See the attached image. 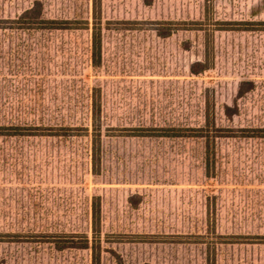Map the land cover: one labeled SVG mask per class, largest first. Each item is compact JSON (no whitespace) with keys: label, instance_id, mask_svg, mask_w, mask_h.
<instances>
[{"label":"rangeland","instance_id":"obj_1","mask_svg":"<svg viewBox=\"0 0 264 264\" xmlns=\"http://www.w3.org/2000/svg\"><path fill=\"white\" fill-rule=\"evenodd\" d=\"M0 127V264H264V0H0Z\"/></svg>","mask_w":264,"mask_h":264},{"label":"trees","instance_id":"obj_2","mask_svg":"<svg viewBox=\"0 0 264 264\" xmlns=\"http://www.w3.org/2000/svg\"><path fill=\"white\" fill-rule=\"evenodd\" d=\"M97 11V8H96ZM29 14V12L27 13ZM64 29H71L65 27ZM75 29V28H73ZM102 35L103 27L101 20L94 16L91 27V60L94 67H98L102 61ZM101 106L94 94L92 97V134H91V157L94 173L97 174L101 161V139L102 129L100 126ZM1 130V127H0ZM64 248L85 249L91 251V264H101V204L94 202L92 206V238L81 237L78 240L70 238L65 240Z\"/></svg>","mask_w":264,"mask_h":264}]
</instances>
